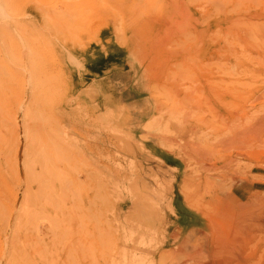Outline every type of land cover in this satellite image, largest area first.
Returning <instances> with one entry per match:
<instances>
[{
  "label": "rangeland",
  "instance_id": "obj_1",
  "mask_svg": "<svg viewBox=\"0 0 264 264\" xmlns=\"http://www.w3.org/2000/svg\"><path fill=\"white\" fill-rule=\"evenodd\" d=\"M262 96L264 0H0V264H212Z\"/></svg>",
  "mask_w": 264,
  "mask_h": 264
},
{
  "label": "bare ground",
  "instance_id": "obj_2",
  "mask_svg": "<svg viewBox=\"0 0 264 264\" xmlns=\"http://www.w3.org/2000/svg\"><path fill=\"white\" fill-rule=\"evenodd\" d=\"M19 29L16 28V30H19ZM262 97H264V96H262ZM263 113H264V110H263ZM251 134L249 133V135H251ZM249 135H247V138H245V139H247L246 141H248ZM251 136H254V138L252 137L254 141L253 140L251 141V142H253V144L259 143L258 147H257V145H254V146H256L255 149L260 148L259 146H261V148L264 149V115L261 118V123H260L258 129L254 130V134H252ZM234 138L231 142L236 140V139L234 140ZM242 140H244V139H242ZM249 140H251V139H249ZM221 142H222V140H221ZM248 142H246V143H248ZM230 144H228V145H230ZM222 145H224V147H225L224 143L223 144L220 143L221 147H222ZM228 145L226 147H228ZM191 147L192 146H190V149H191ZM209 153L213 154V152H209ZM207 156H210V155H207ZM207 156H205V157L207 158ZM254 169L264 170V162H259V163L257 162L256 167L251 169V172ZM216 182H218V181L216 180ZM216 182H214V183L216 184ZM210 185H212V184H210ZM251 185H252V188L261 186L262 189L264 190V182H262L261 179L254 178V180L251 182ZM207 188L209 190V186ZM200 197L202 198L201 199L202 203L205 202V195H202ZM233 202L235 203V205L238 208H242L241 209L242 212H240L238 209V214L236 215V218L234 219L235 221L233 223V225H234L233 228L237 232L236 233L237 235H235L233 238H231V240H229L227 243L222 242L220 244L221 246L216 247V249H213L212 251H210L212 254V257H213L212 264H246V262L249 259H254V262H256V264H264V194L259 192V191H256V193L250 194L247 201L244 203H242V199L240 197H233ZM216 230H218V229L216 228L215 231ZM242 233H243V235H242ZM244 236H246V237H244ZM206 239H207V243L209 245L211 242V239H212L211 235H208ZM213 239H215V238H213ZM199 257H200V255H199ZM198 262H199V260H198Z\"/></svg>",
  "mask_w": 264,
  "mask_h": 264
},
{
  "label": "crops",
  "instance_id": "obj_3",
  "mask_svg": "<svg viewBox=\"0 0 264 264\" xmlns=\"http://www.w3.org/2000/svg\"><path fill=\"white\" fill-rule=\"evenodd\" d=\"M109 37L108 38H105V41L106 42H109ZM108 50V46L106 47V51ZM102 52V51H101ZM86 54V53H85ZM89 56H90V54H88ZM87 55V56H88ZM109 55H111L114 59L115 58H118V56H120V51L119 50H116V52H112L111 51V53H104V57H106V56H109ZM85 59H86V55H85V57H84ZM93 70H97L95 67L94 68H92ZM174 200V199H173ZM178 211H180V212H183V210H182V208L181 207H174V212H178Z\"/></svg>",
  "mask_w": 264,
  "mask_h": 264
}]
</instances>
